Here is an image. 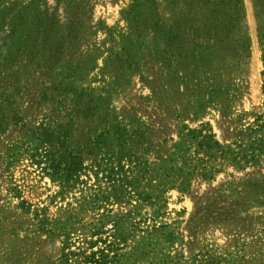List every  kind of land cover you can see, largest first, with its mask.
I'll return each mask as SVG.
<instances>
[{
  "label": "rangeland",
  "instance_id": "rangeland-1",
  "mask_svg": "<svg viewBox=\"0 0 264 264\" xmlns=\"http://www.w3.org/2000/svg\"><path fill=\"white\" fill-rule=\"evenodd\" d=\"M228 1L0 0V264H264V163L196 134L264 126V0L224 43Z\"/></svg>",
  "mask_w": 264,
  "mask_h": 264
},
{
  "label": "trees",
  "instance_id": "trees-1",
  "mask_svg": "<svg viewBox=\"0 0 264 264\" xmlns=\"http://www.w3.org/2000/svg\"><path fill=\"white\" fill-rule=\"evenodd\" d=\"M227 7H230V12L232 14L226 18L225 26L223 28V42L228 43L231 39L232 28L235 23H239L241 20V1L240 0H230L227 2ZM245 49L243 45L237 43L232 45L230 48L226 50L227 55V69H236L240 66L241 60L244 58ZM230 69V70H231ZM234 93L233 90L227 89L226 94ZM242 118H239L241 121ZM207 128H204L201 131H197L196 134L199 138H202L201 144L208 150L217 149L221 150V158L225 160L227 158V151H231L235 148L237 151H240L241 160L240 163H236L235 160H232V163L237 164L236 168L239 170L246 169L251 164H254L256 168H261L264 163V135L261 133L264 130V126L259 125V120L255 124H251L244 129V132L249 137L250 143L244 147L243 144L233 143L231 146L223 147L220 145L218 141L215 140V134H213V130L209 125H206ZM242 133V132H241ZM201 145V146H202ZM224 149V150H223ZM225 162V161H224ZM244 186H247L248 189H251L255 195L257 196L256 208H261L264 210V178L263 179H252L245 182ZM25 213H31L29 208L22 202L20 207ZM29 210V211H28ZM32 214V213H31ZM46 211L43 209H39L33 213L34 221L39 225L43 230H45V226L48 225L49 218L46 215ZM41 229V230H42ZM42 230V231H43ZM44 232V231H43ZM63 264H69L67 260Z\"/></svg>",
  "mask_w": 264,
  "mask_h": 264
}]
</instances>
